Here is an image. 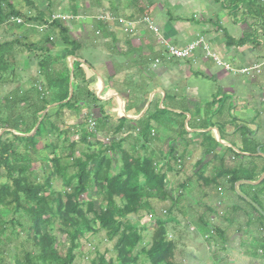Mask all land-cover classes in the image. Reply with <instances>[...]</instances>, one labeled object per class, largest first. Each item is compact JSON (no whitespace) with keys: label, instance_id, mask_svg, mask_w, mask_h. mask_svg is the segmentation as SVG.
<instances>
[{"label":"trees","instance_id":"1","mask_svg":"<svg viewBox=\"0 0 264 264\" xmlns=\"http://www.w3.org/2000/svg\"><path fill=\"white\" fill-rule=\"evenodd\" d=\"M23 1L28 8L26 13L18 11L11 0H0V26L14 18L24 21L22 24H15V29L19 30L16 38L0 42V85L5 86L8 82L5 74L14 63L12 51L13 46L17 45L32 54H41L36 66L37 72L42 76L40 80L43 81L44 92L38 90L33 83L26 90L20 86L0 94V133L3 131L0 134V264H5L7 259L12 260L13 264H73L75 251L80 250L83 243L87 242L88 235L99 233H103L106 241L113 242L112 251L116 255L113 259H107V252L101 253L94 246L91 264H177L176 242L168 239L169 227L171 224H178L176 217L172 215V209L183 202L185 196L189 197L190 191L193 193L195 190L200 198L193 202H199V206L203 203L206 213L210 215L214 212L206 203L208 197L220 198L219 202H224L221 194L223 191L234 195L235 202L242 201L249 206L253 212L249 210L256 215L260 229L264 230L263 217L234 190L236 182L257 181L264 171V156L261 155L264 154V150H261L264 149V140L260 143L254 138L258 127L250 131L247 127L249 120L238 117L222 122L219 111L218 116L210 118L209 127L217 125V121L213 122L215 117L220 126L231 124L232 131L226 132L224 128L222 139L236 150L222 145V149L230 150L225 152L227 154H222L212 131L210 135L200 133L202 155L197 163L198 169L189 176L185 175L182 171L184 164L177 162L180 158L184 160L185 152L182 151L176 159L175 152L179 143L171 142L170 111L155 104L153 112L147 110L141 118L134 121L121 117L110 129L108 122L111 117L106 113L102 102L94 91L83 87L86 86V79L82 63L73 61L71 70L66 62L67 57L78 58L77 53L82 49L78 41L69 37L68 23L60 18L50 21L51 12H47L48 7L44 10L31 0ZM72 1L69 10L64 11L68 12L71 21L76 20L79 14L78 0ZM108 1L111 8L112 0ZM223 1L229 4L232 12H236L237 7L242 4L247 6L242 11L244 17L264 12L261 0ZM258 16L254 20L261 18L260 21H263L260 27H263L261 34L264 38V17ZM98 23L107 25L106 20L97 21V26ZM44 24L48 26V31L40 35L35 25ZM101 24L98 28L103 30ZM52 33L57 34L65 47L63 56L50 54L53 47L50 40ZM28 34L40 35V39L30 41ZM228 39L236 47H242L246 43L244 37L238 40ZM257 45L261 46L260 43ZM70 85L73 92L68 99ZM0 89L2 90L1 87ZM166 98L165 94L164 99ZM84 99L97 105L101 115L94 120L95 132L107 129L108 135L123 136L108 143L99 142L89 132L88 119L63 130L59 128L57 121L64 124L63 112H78L80 104H87ZM217 100L223 101L224 98ZM53 104L56 105L54 114L45 112ZM204 105L205 110H220L216 100ZM171 112L173 115L183 116L181 112ZM17 116L20 117L19 122L16 120ZM153 123L170 133V140L164 142L165 153L150 146L156 140L152 134ZM184 133L186 130L182 132ZM75 136L78 140L72 139ZM177 139L179 137L175 140ZM42 140L47 141L42 148L49 149L51 158H47L48 171L44 172L38 182L35 180L37 172L32 164L37 160ZM131 140L132 145L125 148V143ZM208 157L210 159L207 160ZM231 158H234L232 164ZM214 165V171L204 175L203 171ZM170 174H183L184 177L178 184L180 192L175 197L171 196L168 188ZM193 180L196 186L190 189ZM53 181H60V191L53 190ZM238 190L264 212V179L257 186L240 185ZM88 191L101 198V203L93 204L83 200V195ZM153 200L162 204L170 203L168 209L163 211L165 216L160 214L155 218L152 215L157 213L152 205ZM236 205L231 206L234 212L240 211V207ZM140 211L150 213L156 222L148 246L143 244L142 233L145 228L139 225V221L129 219L130 215H137ZM197 220L204 230L211 228L215 232L214 236L207 234L206 239L223 243L222 228L211 226L204 215L198 216ZM224 220L228 224L233 222L231 215L224 216ZM21 236L24 239L22 241ZM59 237H65L66 241ZM260 240L256 243L263 252L264 240ZM259 255L262 257V254ZM222 259L223 256L214 260L213 264H220Z\"/></svg>","mask_w":264,"mask_h":264},{"label":"rangeland","instance_id":"2","mask_svg":"<svg viewBox=\"0 0 264 264\" xmlns=\"http://www.w3.org/2000/svg\"><path fill=\"white\" fill-rule=\"evenodd\" d=\"M31 1L34 4L36 3L37 5H39L38 7H40V9L46 10L47 7L49 8L47 12H51V14H49V16H51L50 21L53 17H57L56 19L60 18L67 22L69 26V37L81 44L82 49L77 53V57L80 61L86 63V66H83L86 86L83 87L94 91L97 98L100 99V101L103 105L106 106V108H108V112L112 116V118L108 122V127L110 129H112V127L116 124V119L121 116L120 109H118V106L115 107V105L111 102L102 99L103 97H107L101 95V92H99L97 89H94L93 83H89L88 79L90 72L86 70L91 69L92 71L100 72L104 76L105 80L107 79V77H114L117 80V83L112 82L113 85L109 83L110 80H107L105 86L106 89L107 87L113 86L115 89L119 90L120 87H124L123 93L126 95H128L129 93H132V95H136L140 91L138 90L139 83L133 82L131 76L127 77L126 75L128 65H126L124 62L113 63V68L110 63H108L107 65L106 61H109V58H106L104 56V52L109 41V39H107V30L99 29L97 26V21L106 19L107 24H109L111 28H116L117 26L121 27L122 30L120 31L124 34L135 32L133 31L134 25H129V23H142L144 25L147 24V28H149V26L152 27L149 28V32L152 35L148 36L153 38L155 41L158 38L160 39L161 36L163 38L166 37V35H163V25L170 22L172 26H176V24H179L177 26H179L178 28H180L181 30L178 31L179 33L177 36L171 38L170 44L164 45L162 43V46L160 48L162 49L163 57L168 61L167 63L171 65V69H174L176 67L175 64L182 63L180 64L182 66V72L189 70L190 75H192L193 71L199 72L200 74L198 79L196 80V83H193L195 80L192 78L191 80H187V84L185 82H182V78L180 77H171L170 87L165 86V80H161L160 78L158 79V82L156 81L155 83L154 81V84L153 80L155 78L153 80H149V89L147 91V98L145 99L146 102L149 101V110L153 112L154 105L158 104L160 107V105H162V102L165 108L169 106L167 110L170 111V114H168L169 117L171 116L169 125H171L172 128V137L174 139H176L177 137H179V139H184L188 135V132L184 134H182V132L185 131L184 123L189 120V116H191V118L193 119L192 121L188 122L189 127L192 126L193 121H198V123L202 127H209L210 118L212 116H218L219 111L222 122L225 119L231 121V118L233 117L239 118V116L236 115L233 110L239 109L241 104L245 103L244 105H250L253 112L255 113L254 119L249 116L250 120L249 123H247V127L250 131H254L256 127H258L254 138L257 141H260V143L262 140H264V67L262 66L257 69L255 67L259 64L260 60H262L261 57L259 59H256L254 64L251 62H235L234 65H232L231 62L219 64L217 63V59H213L212 56L208 57L205 54L200 58H191L190 56H193L196 50L199 47H202L200 45L202 42L197 45L195 50L192 51L191 54L186 58H176L174 56H171L168 50L170 46L176 49L183 50L188 45L194 44L200 40L206 41L203 36L197 35L200 29L203 28L202 30L206 29L209 32H217L219 30L216 29V27L221 26V29L224 32H226L236 40H238V38L244 37L245 42L247 43L246 45H250L249 49H252L254 54H256L255 52L257 48L255 46H257L258 43H261L260 47L264 51V38L262 37L263 27H260V25L262 26L263 21H260L261 18H259L260 20L257 21L254 20L255 17H259L258 15L264 17V12L260 14L258 13L256 15L251 13V16L244 17L242 15V10L244 11L247 6L242 4L239 6V8L237 7L236 12H232L233 10L228 6L229 4L225 3L223 0H112L114 5L116 6L114 11L109 10L110 2L108 0H101L100 3H98L96 0H78V18L71 21V19H69L70 15H68V12L64 11L69 10V7L73 2L72 0ZM127 1L129 2V4H131V6H127V10H124L125 8L122 7V5L128 3ZM11 2L18 11L26 13L28 8L23 0H11ZM260 3L263 4L264 1L261 0ZM190 4L191 6H189ZM169 5H171V8L168 7ZM118 10H120V12ZM31 13L33 12L31 11ZM108 14L114 15L116 18ZM106 15L108 17H106ZM130 15L131 17L135 18L128 19L126 17ZM111 19H114L115 21ZM15 20L16 18L12 20L10 19V21L8 22L5 21L1 23L0 42L11 41L14 39V37L16 38L19 35V30L15 29V24H18ZM23 22L24 21H22V23ZM44 25H35L40 35L48 31V26L43 27ZM183 26L191 27V33H193L194 35L196 34L197 37L186 36V32L184 31ZM40 35L28 34L27 38H30V41H37L40 39ZM118 36L120 37V35ZM50 40L53 44V47H51L50 49V54L57 57L63 56L65 47L60 41L57 34L52 33L50 35ZM187 40H190V42H186ZM161 41L163 42V40ZM121 43L122 41H119L117 43V49H122V51H125V47L122 48L120 45ZM12 52L14 63H12L10 67L12 70L9 69L5 74L6 78H8L7 84L5 86L0 85V87L2 88V90L0 89V94H3V92L6 93L12 88H18L20 86L24 87V89L26 90V88L33 85V83L38 90L44 92V85H42L43 81L40 80L41 74L37 72L36 66V63L41 54H32L25 50L23 47L17 45L13 46ZM118 53L119 52L117 50V53L115 55L120 56V54ZM248 53H250V51L245 52V58H247ZM124 55L125 54L123 53V56ZM156 58H154L153 60H157L158 62H153L152 60V67H154V70H157L156 67L160 63L159 59ZM71 60V58L67 57L66 62L68 66L71 63ZM126 63H128V61ZM225 65H227L228 68H226ZM243 69H245V71H243ZM177 70L178 68H176V72ZM204 70H208L214 77H209ZM112 72H114L115 74H109ZM220 72H223V79H221L222 77H220L219 75ZM120 73H123L124 77ZM215 75H219V77L217 76L218 79L215 77ZM145 86H142L141 90L144 89ZM227 87L232 88V92L221 94V96H219L221 89ZM156 89H158V91H156ZM188 89L190 90L189 96L187 95ZM169 91L171 92V94H169ZM133 92L135 94H133ZM154 92L156 93L151 99L150 94ZM163 94L167 95L166 100L163 99ZM132 95H130V97L126 98L125 100L127 109H135L136 106L141 104L139 102L140 100H133ZM217 96L224 98L223 101L216 100V105L220 107V110L215 111V107L213 108L214 111L207 109L205 110L204 106H202V112L195 110V103L192 100L205 102L210 101L209 99H211V97L216 98ZM109 97L115 99V95ZM84 100L87 101V104H80L78 112L73 110H66L63 112L64 124L62 125L59 121H57L58 127L63 130L65 128H68V126L75 124L76 122L88 119V122L90 120L88 127L89 132L92 133L99 142L108 143L110 140H118L121 135H108L107 129H104L100 132H95L94 120L99 118L101 115L98 112L97 105L91 104L88 99ZM80 102H83V100H81ZM171 107L179 108V111L183 113V116L173 115L171 112ZM109 109L115 111L111 112ZM45 112L51 115L54 114L55 105L53 104L48 106ZM130 113H132V111ZM16 120L19 122L20 117L17 116ZM214 129L217 131L216 140L219 144L218 148L222 149V145H224V141L222 139L224 126L223 124L220 126L219 123H217V125L214 126ZM155 131L154 133L157 134L156 137L158 139H161L162 136L165 135L163 133V127L161 126L156 127ZM205 133L206 135H210L212 132L205 131ZM72 139L78 140L77 136L73 137ZM132 143V140L131 142L128 141L127 144L125 143V148H128V145H132ZM193 143L194 142L191 141L190 144ZM44 144H47L46 140L41 141V144L39 145V147L41 148L38 153V157H36L37 160L32 164V168L37 172L35 180H37L38 182L41 181L44 172L46 170L48 171L49 163L47 162V158H51L49 149L42 148ZM150 146L154 149L156 148L155 150H157V148L160 149L162 153L166 152L165 143L161 144L160 142L156 143L155 141ZM214 146L215 145H212V147ZM229 147L235 150V148H233L231 144ZM261 150L264 149L262 148ZM226 151L230 152L229 149L224 148L222 149L221 153L227 154L225 153ZM57 153L59 154V151H57ZM261 155L264 156L263 153H261ZM230 163L232 164L233 161H231ZM178 177L180 178V180L183 178V176ZM180 180L177 178H172L171 182V174L169 175L168 188L170 190L171 196L173 195V197H175L180 192L177 185ZM52 188L55 191H60V181H53ZM220 192H222V190H220ZM196 194H198L197 190H195L193 193L190 191L189 197L185 196L183 202H179L178 205L174 209H172V215L176 217L178 224H171V226L169 227L168 239H173L176 242L175 260L177 264H213L214 260H217L222 256L223 259L220 264H228L229 261L230 264H264V253H262V260L250 258L246 253V248L250 246V242L245 243L244 247L241 246V233H237V231H235V228L238 225H241L245 230V235L248 239L250 237L259 239L263 238L261 237L262 234L260 232L258 220H250L246 216H242L241 213H238L237 215L234 214L237 219L235 222L228 224L224 220V216L231 215V206H233L234 204H237L236 206L244 208V210H246L247 212H251L252 210L249 208V206L242 201L235 202L236 198L234 197V195L223 191L221 194H223L222 198H224V202H219L220 198L215 199L212 196L206 199L208 201L206 202L208 204V207H211L212 211L214 212L210 215L206 213L205 205H203V203L199 206V202H193L194 200H199L200 198ZM83 200L93 202V204L101 203V198L96 197L93 192L90 191L83 195ZM152 205H154L157 212L155 215H152L157 218L160 214H162V216H165V213H163V211L165 209H168L170 203L166 202L162 204L153 200ZM181 206H184L185 210L179 213L178 210L181 209ZM152 215L146 211H140V213L137 215L129 216L130 220L139 221V225L142 228H145V231L144 233H142V235L144 238L143 244L147 246L150 243V236L156 226V222ZM200 215H204L205 218L208 219L211 226L215 225L222 228V230L224 231L223 243H219L217 242V240L206 239L207 234L210 236H214L215 232L211 228H208L205 232L203 231L201 224L197 220V217ZM251 215L252 218H255V215H253L252 213L248 217L251 218ZM247 220H250L251 222L250 226L248 227L245 226V222ZM262 232L264 233V230H262ZM59 239L62 241H66L65 237H59ZM20 240H24L22 236ZM94 246H97L98 250L101 253L107 252V259H113L116 255L114 251H112L113 242L106 241L104 239L103 233H99L94 236L88 235L87 242L83 243L80 250L75 251V260L73 264H91V260L94 258ZM5 264H13V262L12 260L7 259Z\"/></svg>","mask_w":264,"mask_h":264},{"label":"crops","instance_id":"3","mask_svg":"<svg viewBox=\"0 0 264 264\" xmlns=\"http://www.w3.org/2000/svg\"><path fill=\"white\" fill-rule=\"evenodd\" d=\"M128 2V1H127ZM194 2V1H193ZM111 8H109V10L114 11L115 10V5L113 2H111ZM127 6H131V4L126 3L124 5H122V7H124V10H127ZM191 6V4L189 5ZM168 7L171 8V5H169ZM148 8V7H147ZM120 12V10H118ZM243 11V10H242ZM110 15V14H109ZM114 18H116L114 15H111ZM128 19H134L135 17H131L130 16H126ZM78 18V17H77ZM106 20V19H105ZM113 21H115L114 19H111ZM100 22V21H99ZM112 22V21H110ZM99 25L101 23H98ZM98 25V26H99ZM132 25H134V30L135 32H131L129 34H124L121 33L120 30L121 27H112L107 24H101V28H103V30H107V35L109 41L107 44V48L105 49V54L104 56L106 58H109V61H106L107 65L108 63H110V65L113 68V63H118V62H124L126 65H128V69L126 71V75L127 77L131 76L133 82H138L139 83V87L138 90L140 91L139 93H137L136 95H132V93H129L128 95L124 94V87L118 90L115 89L113 86L112 87H107V89L105 88L106 86V82L107 80H110L109 83L111 85H113L112 82L117 83V80L114 77H107V79H104V76L98 72V71H92L91 69H87L86 71H89V83H93L94 85V89H97L99 92H101V95L107 97V98H102L105 101H109L112 104L116 106H118V109H120L121 112V116L118 117H125L128 120H138L139 118H141L147 110H149V101L146 102L145 99L147 98V91H148V81L149 80H153V84L154 81L156 83V81L158 82V79L160 78L161 80H165L164 81V85L170 87V80L171 77H180L182 78V82H185L187 84V80H191L192 78L195 80L193 83H196V80L199 77V72L193 71L192 75H190L189 70L187 71H183L182 72V66L180 64L182 63H177L175 64L176 67L174 69H171V65H169L167 62V60L163 57V53H162V49L160 48L162 46V43L164 45H168L171 42V38H174L175 36L178 35V31H180L181 29L178 28L179 24H176V26H172L171 23H166L165 25H163V35H166V37H160V39L158 38L156 41L151 38L148 35H152L149 32V28H147L146 25L142 24V23H133ZM184 27V31L186 32V36H203L205 38L206 41L201 40L202 43L200 44L202 47H199L195 54H193V56L191 55L190 57H198L200 58L201 56H203L204 54L207 55L208 57L210 56H214L213 59H217V63L219 64H224V63H228L231 62L232 65H234L235 62H239V63H246V62H251L254 64L256 59H259L260 57L262 58V60H260L259 64L257 66H255L256 68L262 67L264 65V54H263V49L257 45L255 46L257 48L256 50V54H254V52L252 51V49H249L250 45H246L247 43H245L244 46L236 47V44L230 42L229 38H233L232 36H230L229 34H227L226 32H224L221 29V26L216 27V29H218L219 31L217 32H209L208 30L203 28L200 29L199 33L196 35H194L193 33H191V27ZM221 32V33H220ZM224 32V33H222ZM120 35V37L118 36ZM227 36V37H226ZM234 40H236L235 38H233ZM239 39V38H238ZM163 40V42L161 41ZM119 41H122V43L120 44L121 47H125V51H122V49H117L118 45L117 43ZM185 42V41H184ZM186 42H190V40H187ZM204 44V45H202ZM261 44V43H260ZM176 46V45H175ZM118 50V54H120V56L115 55L117 53ZM250 51V53H248L247 58H245V52ZM123 53L125 54L123 56ZM257 56V57H256ZM158 58L159 59V64L157 65V70H154V67H152V63L153 62H158L157 60H153L154 58ZM69 58H74V57H69ZM156 58V59H157ZM204 59V58H203ZM77 61H79L80 63H82V65L85 62H82L79 60V58H76ZM153 60V62H152ZM220 60V61H219ZM75 61V60H74ZM128 61V63H126ZM226 61V62H225ZM73 63V61H72ZM261 65V66H260ZM84 67L86 66L83 65ZM70 67V64H69ZM176 68H178L177 72H176ZM86 69V68H85ZM205 73L213 78L214 76L211 75V73L208 70H204ZM223 72H220L219 75L220 77H224V75L222 74ZM109 74H115L114 72L109 73ZM121 74V73H120ZM122 76L124 75L123 73L121 74ZM185 75V77H184ZM219 75H215V77L217 78V76L219 77ZM124 77V76H123ZM223 77L221 79H223ZM218 79V78H217ZM124 85H125V81H124ZM147 85V86H145ZM144 87V89L141 90V87ZM173 86V85H172ZM151 88V86H150ZM159 88V87H158ZM146 89V90H145ZM116 93H115V92ZM156 91H158V89H156ZM232 92V88L227 87V88H222L221 92L219 93V96H221V94H227V93H231ZM150 93V92H149ZM156 92L151 93L150 94V98L152 99V97L155 95ZM190 90H187V95L189 96ZM133 94H135L133 92ZM169 94H171V92L169 91ZM115 95V99L110 98L109 96ZM130 95H132V99L133 100H140L139 102L141 103L140 105L136 106L135 109L132 108H128L127 109V104L125 103L126 98H129ZM164 94H163V99H164ZM109 98V99H108ZM219 98H223V97H216V98H212L209 99L210 101L213 100H217ZM166 100V99H165ZM264 100V99H263ZM145 101V102H144ZM194 101L195 105L194 108L196 111H203L202 110V106H205V103H208L210 101H205V102H201L199 100H192ZM160 102V100H159ZM203 103V104H202ZM245 103L241 104L240 108L237 110H233L234 113H236V115L239 116V118L241 119H245V120H250L249 116H251V118H255V113L252 110V107H250V105H244ZM106 109V113L109 114V116L112 118L111 114L108 112V108H106L105 105H103ZM164 104L162 102V105H158L159 108H163ZM169 107V106H168ZM167 107V109H168ZM56 108V105H55ZM179 109V108H178ZM178 109H176V107H171V111L173 112H180ZM56 110V109H55ZM110 110V109H109ZM115 111V110H110ZM132 111V113H130ZM218 118H213V122H218L219 120H217ZM117 120V119H116ZM193 119L191 118V116H189V120L187 122H185V130L186 132H188V135L184 138V139H177L175 140L172 136L173 134L171 133V142L172 143H179V146L176 147V159H178L179 155L181 154L182 151L185 152V158L184 160H182V158L178 159L177 162H181L182 164H184L182 166V171L185 172V175L189 176L192 172H195L198 169L197 163L198 160L201 158L202 155V150L200 147V142H201V138H200V133H203L205 131H212L215 138L217 139V131L214 129V127H209L208 129H202V126L198 123V121H193L192 122V126L189 127L188 122L192 121ZM159 127L158 125H156L155 123H153V134L155 135V141L157 143L159 142H165L167 143L170 140L169 137V132L166 130H163V133L165 134L164 136H162L161 139H158L156 137L157 134L155 131V128ZM232 125L231 124H227L224 131L226 132H231L232 131ZM155 131V133H154ZM172 131V128H171ZM123 135H121L122 137ZM175 137V136H174ZM191 141H193V144H190ZM224 145L229 147L230 144L228 142L224 141ZM186 146V149L184 150L183 147ZM158 149V148H157ZM236 150V149H235ZM210 159V157L207 158V160ZM234 158H231V161H233ZM181 164V165H182ZM172 165L174 166V162L172 163ZM216 167L214 166H209L208 168H206L203 173L204 175H209V173H211L212 171H214ZM175 168V166L173 167ZM179 168V167H178ZM210 168H212L210 170ZM178 170V169H176ZM180 170V168H179ZM178 176H183V174L180 175H174L171 174V182H172V178H177L180 180V178ZM184 179V177L182 178ZM182 179L180 180V182L182 181ZM179 182V183H180ZM178 183V184H179ZM177 184V185H178ZM195 185V181L193 180L190 184V189L194 188ZM219 189V188H218ZM217 189V190H218ZM208 202V201H206ZM182 210H185V208L183 209H179L178 212L181 213ZM231 218L233 219V222H235L237 219L234 216V214H238L241 213L242 216H246L248 219H256V215L255 218H249L248 216L252 213V212H247L246 210H244V208L240 207V211H233L231 208ZM253 214V213H252ZM254 215V214H253ZM250 220H247L245 222V226L248 227L250 226L251 222ZM255 220V221H256ZM245 227V229H246ZM203 231L205 232L206 229ZM235 231H237V233H241V243L240 245L244 247L245 243L250 242V246L246 248V253L248 254V256L250 258L253 259H259L262 260L261 256L257 253H264L261 252V246L259 244L256 243V241L260 242L261 240L259 238H255V237H250L249 239L247 238V236L245 235V230L243 229V227L241 225H238L235 228ZM260 232L262 234L261 237L264 238V233L262 232V230L260 229ZM258 242V243H259ZM257 250V252H256ZM232 263V262H231ZM230 264V261L229 263Z\"/></svg>","mask_w":264,"mask_h":264},{"label":"water","instance_id":"4","mask_svg":"<svg viewBox=\"0 0 264 264\" xmlns=\"http://www.w3.org/2000/svg\"><path fill=\"white\" fill-rule=\"evenodd\" d=\"M76 60V58H72L71 60V63H70V69L72 70V61ZM72 92H73V87L70 85V90H69V97L68 99L71 98L72 96ZM264 179V171L262 173V175L260 176V178L257 180V181H245V180H242V181H238L235 183L234 185V190L235 192L244 200L246 201L252 208H254V210L263 217L264 219V212L262 211V209L257 205L255 204L250 198H248L247 196H245L244 194H242L239 190H238V187L240 185H251V186H257L259 185Z\"/></svg>","mask_w":264,"mask_h":264},{"label":"built area","instance_id":"5","mask_svg":"<svg viewBox=\"0 0 264 264\" xmlns=\"http://www.w3.org/2000/svg\"><path fill=\"white\" fill-rule=\"evenodd\" d=\"M59 17V16H58ZM57 17H53L52 18V20H54V19H56ZM70 18V17H69ZM63 19H65V18H63ZM147 19V18H146ZM51 20V21H52ZM18 24H21L22 23V20H20V19H16L15 20ZM119 21H122V20H119ZM133 23H129V25H132ZM43 27H47V25H44ZM149 28H152V27H150L149 26ZM41 31V30H40ZM202 41L200 40V41H198V42H196V43H194V44H190V45H188L185 49H183V50H180V49H176V48H174V47H169L168 48V50H169V53H170V55L171 56H174V57H176V58H186V57H188L190 54H191V52L192 51H194L195 50V48H196V46L197 45H199L200 43H201ZM212 57H214V56H212ZM225 67L226 68H228V66L227 65H225ZM257 69V68H256ZM243 71H245V69H243ZM151 217V216H150ZM153 217V216H152ZM155 219V218H154ZM210 236V235H209ZM206 237H208L207 235H206Z\"/></svg>","mask_w":264,"mask_h":264}]
</instances>
